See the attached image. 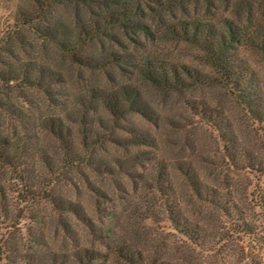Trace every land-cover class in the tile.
<instances>
[{
    "label": "rangeland",
    "instance_id": "obj_1",
    "mask_svg": "<svg viewBox=\"0 0 264 264\" xmlns=\"http://www.w3.org/2000/svg\"><path fill=\"white\" fill-rule=\"evenodd\" d=\"M128 1L140 4L144 11L141 21L149 27V34L114 28L110 32L118 39L101 36L86 46L88 54L106 59L111 52L131 53L139 58L152 52L178 67L209 74L193 46L163 37L166 25L194 18L220 25L228 17L241 26L264 28V0H186L183 5L174 0ZM30 8V0H0V131L8 130L16 138L30 134L35 156L46 154L57 162L64 152L57 140L39 129L41 119L59 116L79 146L83 130L89 138L107 131L112 120L101 95L125 85L140 91L152 118L133 112L118 119L112 138L105 139L97 150V168L68 166L58 174L54 192L77 203L78 213L59 214L41 198L29 203L34 190H30L26 174H32L31 170L1 173L0 264H22V253H39L45 259L52 251L81 247L106 253V244L113 239L139 250L147 264H264V124L218 85L163 92L126 63L100 68L77 65L30 27L17 24L16 13ZM96 11L98 15L92 16L85 8L61 4L53 8L50 19L76 30L81 22L90 23L106 12ZM237 52L264 92L263 55L246 45ZM23 63H42L58 73L59 81L51 86L49 95L22 92L17 87L11 77ZM140 132L150 138V145L130 146L114 140ZM142 152L150 159L131 164L132 157ZM158 163L168 173L165 185L171 184L174 190L168 197L187 224L199 230V240L177 230L167 218L164 197L152 179ZM185 166L193 169L200 194L179 170ZM39 172L49 175L44 168ZM42 185L49 190L47 182ZM105 234L108 236L100 237ZM4 250L12 261L6 260ZM108 256L110 263L120 264L114 254Z\"/></svg>",
    "mask_w": 264,
    "mask_h": 264
},
{
    "label": "trees",
    "instance_id": "obj_2",
    "mask_svg": "<svg viewBox=\"0 0 264 264\" xmlns=\"http://www.w3.org/2000/svg\"><path fill=\"white\" fill-rule=\"evenodd\" d=\"M185 1L174 0L179 5H183ZM30 3L32 8L21 9L16 13L17 24L30 27L38 38L48 40L71 62L92 68L104 67L106 64L126 63L136 67L142 80L163 92H184L203 85H218L232 96L253 119L264 124V92L257 85L253 71L247 62L239 57L237 52L239 46L246 45L257 49L264 57V28L241 26L228 17L223 18L220 25L213 20L197 18L182 19L166 25L162 30L163 37L167 40L184 41L193 46L200 54L201 63L211 71L207 74L183 65L178 67L152 52H147L139 58L131 53L111 52L106 59H99L96 55L87 53L86 46L101 36L117 40V36L110 32L114 28H121L125 32L137 29L149 34V27L141 21L144 11L138 2L128 0H30ZM67 3L77 9L85 8L92 16L98 15L96 9L106 12L99 18L94 17L90 23L81 22L78 29L73 30L61 21L50 19V13L54 7ZM33 64L23 63L19 69L14 71L11 78L18 83L17 87L22 92L41 91L47 96L51 86L59 81V75L42 63ZM101 97L102 106L112 122L106 125L107 131L104 134L96 133L93 138H89L83 130L79 146L73 141L69 127L59 116L41 119L38 123L41 131L49 133L60 144L64 152L60 161L52 162L46 154L42 153H36L35 156L32 152L34 144L29 141L30 134L16 138L14 134L8 133V130L7 132L0 131V174L6 170L13 172L31 170L32 174H26V182L30 190H34L29 191L31 192L29 203L35 198H41L50 203L59 214L78 213L80 209L77 203L54 192V186L59 178L58 174H62L63 168L68 166L85 165L97 168L98 163L95 162L97 161V150L105 139L112 138L110 136L114 129L113 124L118 119L133 112L146 118H152L148 103L143 99L140 91L133 86L125 85L119 90L103 93ZM12 112L19 114L15 109H12ZM19 112L22 113L21 109ZM83 112L85 113L86 110ZM149 139L145 133L140 132L128 139L114 140L119 144L136 146L150 145ZM28 154L29 157H27ZM147 159H150L149 155L142 152L132 157L131 164ZM42 168L46 169L49 175H42L39 172ZM105 168V170H110L108 165ZM179 170L189 181L192 189L200 194L202 188L196 181L193 169L185 166L180 167ZM167 174L165 165L158 163L152 177L154 188L164 197L167 218L177 230L193 240H199V230L187 224L180 209L173 203V198L168 197L174 190L171 184L165 185ZM54 175L56 178H53ZM45 182L49 186L47 191V188L42 185ZM261 208L264 215V199L261 201ZM107 236V234L100 235V237ZM36 240L38 242V239ZM106 247V253L88 247L62 253L52 251L47 259L35 252L22 253L20 260L22 264H112L108 255L114 254L120 264H147L143 254L124 241L113 239L106 244ZM3 253L7 261L13 260L12 255L6 253L5 250ZM153 264L171 263L162 261Z\"/></svg>",
    "mask_w": 264,
    "mask_h": 264
}]
</instances>
